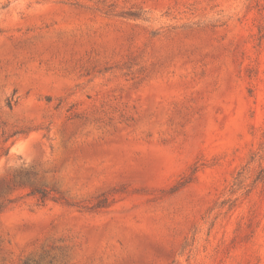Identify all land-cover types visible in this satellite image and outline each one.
Returning a JSON list of instances; mask_svg holds the SVG:
<instances>
[{
  "label": "rangeland",
  "instance_id": "rangeland-1",
  "mask_svg": "<svg viewBox=\"0 0 264 264\" xmlns=\"http://www.w3.org/2000/svg\"><path fill=\"white\" fill-rule=\"evenodd\" d=\"M264 0H0V264H264Z\"/></svg>",
  "mask_w": 264,
  "mask_h": 264
},
{
  "label": "trees",
  "instance_id": "trees-1",
  "mask_svg": "<svg viewBox=\"0 0 264 264\" xmlns=\"http://www.w3.org/2000/svg\"><path fill=\"white\" fill-rule=\"evenodd\" d=\"M263 172V174L261 175V177L259 179H263L264 180V171H261Z\"/></svg>",
  "mask_w": 264,
  "mask_h": 264
}]
</instances>
